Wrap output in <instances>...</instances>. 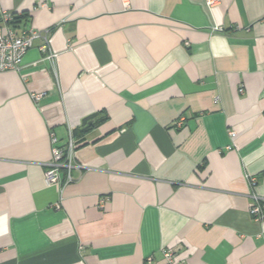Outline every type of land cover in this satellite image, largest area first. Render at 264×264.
Masks as SVG:
<instances>
[{"label":"crops","instance_id":"crops-1","mask_svg":"<svg viewBox=\"0 0 264 264\" xmlns=\"http://www.w3.org/2000/svg\"><path fill=\"white\" fill-rule=\"evenodd\" d=\"M127 4L0 0L39 35L0 73V264H264V0Z\"/></svg>","mask_w":264,"mask_h":264},{"label":"built area","instance_id":"built-area-1","mask_svg":"<svg viewBox=\"0 0 264 264\" xmlns=\"http://www.w3.org/2000/svg\"><path fill=\"white\" fill-rule=\"evenodd\" d=\"M124 8L128 7L127 0H121ZM216 0H206V3L210 6ZM13 14L11 12L4 11L0 8V20L3 25L0 26V73L8 71H19L22 67V60L24 55L33 47L34 40L39 37L35 30H26L21 35H17L12 30L8 23L12 21ZM212 32H221V28L214 27ZM242 92V90H240ZM40 95L34 96V101L39 99ZM214 102H219V97H214ZM184 121L183 117H179L175 126L180 127ZM229 136L232 140L235 139L236 134L233 131L229 132ZM51 144V161L48 164V168L44 172V182L46 185H59V170L66 168L70 170L72 168V161L75 157L76 146L73 143L71 137H69L68 143L65 147L52 146L56 143L55 137L50 135ZM229 149V148H228ZM68 182L70 177L68 175ZM257 183L254 179H250V187L256 188ZM251 203L248 206L249 214L255 221H260L264 215V201L255 194H250ZM163 260L166 264H181L179 256L171 250V248H165L162 250Z\"/></svg>","mask_w":264,"mask_h":264}]
</instances>
